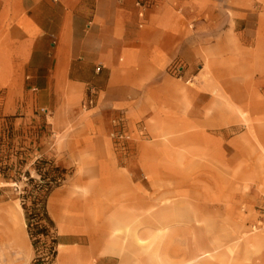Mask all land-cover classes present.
I'll return each instance as SVG.
<instances>
[{"label":"crops","instance_id":"0c3cea01","mask_svg":"<svg viewBox=\"0 0 264 264\" xmlns=\"http://www.w3.org/2000/svg\"><path fill=\"white\" fill-rule=\"evenodd\" d=\"M226 4L0 0V104L21 119L48 110L57 139L50 153L93 175H81L79 181L95 192L100 206L117 207L112 219L123 220L126 213L131 220L137 187L124 172L131 166L120 165L121 154L113 147L117 129L142 140V146L158 141L142 153V174H151L156 183L166 170L191 169L194 152L206 147L210 168L203 171L221 172L240 159L236 149L228 153L221 143L228 122L220 104H243L244 43L255 51L256 60L249 59L253 68L259 71L264 63L258 59L259 26L252 11L229 9L237 15L228 22ZM256 75V85L264 87V69ZM172 174L170 189L185 183ZM80 196L88 201L86 194ZM52 201L58 210L78 199L60 190ZM62 226L70 229L66 222ZM60 244L67 255L60 259L69 262L72 243Z\"/></svg>","mask_w":264,"mask_h":264},{"label":"rangeland","instance_id":"374dc122","mask_svg":"<svg viewBox=\"0 0 264 264\" xmlns=\"http://www.w3.org/2000/svg\"><path fill=\"white\" fill-rule=\"evenodd\" d=\"M226 5L228 22L237 15L229 9L243 14L252 11L259 26L258 59L264 63V0H227ZM246 45L242 55L248 60L239 67L243 104H220L226 107L228 122L222 130L226 141L221 143L228 153L236 149L240 158L234 167L203 171L210 168L209 157L203 152L209 147L203 150L205 146L200 145L198 149L203 151L194 152L196 164L191 169L180 167L178 174L166 170L156 183L151 174H142V153L158 141H146L142 146V140L124 128L113 132L128 135L118 139L112 134L111 138L121 154L120 165L131 166L124 172L137 187L132 190L135 204L130 210L136 215L131 220L126 213H121L123 220L112 219L117 207L100 206L95 192L79 181L81 175H93L66 166L50 153L57 139L49 125L48 110L21 119L20 114L4 112L0 104V166L9 168L8 178L0 176V264H264V87L255 83L256 74L264 67L259 71L253 68L257 57L251 45ZM49 162L62 170L59 185L47 196L55 227L51 236L40 237L35 248L23 204L32 205L33 186L49 179L42 176ZM171 174L185 183L170 189ZM60 190H70L77 204L54 210L57 206L50 197ZM82 194L88 196L87 202L81 200ZM65 222L70 227L66 231ZM76 226L81 231L75 232ZM54 238L58 244L52 256ZM64 241L72 243L69 262H62L67 259L66 248L60 244Z\"/></svg>","mask_w":264,"mask_h":264},{"label":"trees","instance_id":"16d2710c","mask_svg":"<svg viewBox=\"0 0 264 264\" xmlns=\"http://www.w3.org/2000/svg\"><path fill=\"white\" fill-rule=\"evenodd\" d=\"M8 171V167L0 166V176L8 178ZM60 172H62V170L59 166H56L52 162H49L48 170L44 172V174L40 173L42 174L43 179H49L46 180L44 184L37 183L33 186L32 192H35V196L32 205H27L26 201H24L23 204L26 214L28 232L30 234L31 239L33 240L35 248H38V244L41 241L40 237L51 236V231L55 227V223L47 209V196L54 187L59 185ZM33 181L34 179H32V182ZM57 244V239L54 238L50 250L52 256H55L57 253Z\"/></svg>","mask_w":264,"mask_h":264},{"label":"built area","instance_id":"2783aa9c","mask_svg":"<svg viewBox=\"0 0 264 264\" xmlns=\"http://www.w3.org/2000/svg\"><path fill=\"white\" fill-rule=\"evenodd\" d=\"M114 137L118 138V139H125L128 137V135H126L124 132H120V133H114L113 134Z\"/></svg>","mask_w":264,"mask_h":264}]
</instances>
